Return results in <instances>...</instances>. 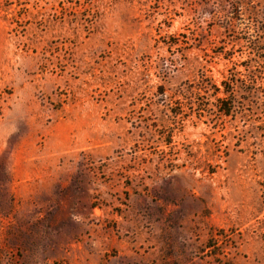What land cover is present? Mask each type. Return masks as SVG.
Masks as SVG:
<instances>
[{
    "label": "rangeland",
    "instance_id": "374dc122",
    "mask_svg": "<svg viewBox=\"0 0 264 264\" xmlns=\"http://www.w3.org/2000/svg\"><path fill=\"white\" fill-rule=\"evenodd\" d=\"M0 264H264V0H0Z\"/></svg>",
    "mask_w": 264,
    "mask_h": 264
},
{
    "label": "trees",
    "instance_id": "16d2710c",
    "mask_svg": "<svg viewBox=\"0 0 264 264\" xmlns=\"http://www.w3.org/2000/svg\"><path fill=\"white\" fill-rule=\"evenodd\" d=\"M220 112L226 116H231L233 113L232 109H228L225 107V101H222V105L220 106Z\"/></svg>",
    "mask_w": 264,
    "mask_h": 264
}]
</instances>
